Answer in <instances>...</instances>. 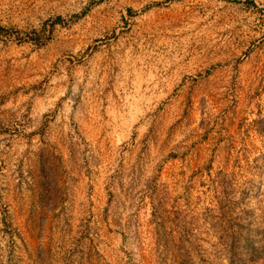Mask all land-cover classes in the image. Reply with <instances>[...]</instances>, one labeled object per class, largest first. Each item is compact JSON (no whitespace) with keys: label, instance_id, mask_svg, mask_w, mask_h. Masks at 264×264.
Here are the masks:
<instances>
[{"label":"rangeland","instance_id":"obj_1","mask_svg":"<svg viewBox=\"0 0 264 264\" xmlns=\"http://www.w3.org/2000/svg\"><path fill=\"white\" fill-rule=\"evenodd\" d=\"M0 264H264V0H0Z\"/></svg>","mask_w":264,"mask_h":264}]
</instances>
